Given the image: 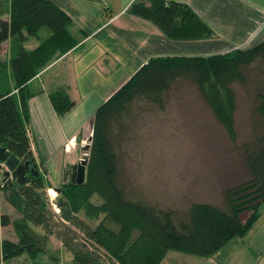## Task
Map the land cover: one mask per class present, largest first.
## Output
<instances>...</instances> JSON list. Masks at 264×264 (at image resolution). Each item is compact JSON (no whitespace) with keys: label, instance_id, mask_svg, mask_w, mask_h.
I'll return each mask as SVG.
<instances>
[{"label":"trees","instance_id":"16d2710c","mask_svg":"<svg viewBox=\"0 0 264 264\" xmlns=\"http://www.w3.org/2000/svg\"><path fill=\"white\" fill-rule=\"evenodd\" d=\"M131 10L169 39L212 36L189 7L175 1L152 0L148 7L133 5ZM71 27L70 19L49 0H0V148L19 160L36 164L26 127L27 82L77 43ZM42 28L50 35L27 49V39L38 38ZM8 40L7 61L1 45ZM8 69L17 96L8 84ZM183 82L196 86L232 142L237 138L235 85L253 88L251 112L258 118L253 120L254 133L260 131L240 148L249 176L223 191L224 204L192 202L180 213L132 193L122 178L120 147L138 102L163 110L169 93ZM49 98L59 116L74 106L63 88L50 92ZM86 151L84 181L61 184L56 196L74 211L68 223L52 207L46 171L37 164L23 184L0 181L6 200L20 214L14 220L0 214V224H10L16 237L0 241V264L21 255L36 264L39 255L50 252L51 237L71 254L70 264H159L171 250L211 256L244 235L264 206V40L222 54L150 58L96 109Z\"/></svg>","mask_w":264,"mask_h":264},{"label":"crops","instance_id":"0c3cea01","mask_svg":"<svg viewBox=\"0 0 264 264\" xmlns=\"http://www.w3.org/2000/svg\"><path fill=\"white\" fill-rule=\"evenodd\" d=\"M49 1L70 19L77 41L27 82L30 146L38 169L46 171L51 191L66 180L72 166L86 153L96 109L150 58L217 54L246 49L264 40V0H165L189 7L212 33L208 39L179 40L166 38L131 10L133 5L148 7L152 0ZM42 30L38 38L27 39V49L50 35ZM8 46L9 40L1 45L7 61ZM8 84L17 96L9 69ZM61 88L74 106L59 116L49 93ZM1 203L8 210L2 212L0 205V214L10 216L12 212L15 219L20 216L15 208H8L2 190ZM6 226L0 224V231ZM159 264H264V206L244 235L233 237L211 256L169 251Z\"/></svg>","mask_w":264,"mask_h":264},{"label":"rangeland","instance_id":"374dc122","mask_svg":"<svg viewBox=\"0 0 264 264\" xmlns=\"http://www.w3.org/2000/svg\"><path fill=\"white\" fill-rule=\"evenodd\" d=\"M2 52L1 47L3 57ZM235 89V142L215 120L191 82L176 85L169 93L163 110L138 102V107L133 108L134 120L130 122V130L120 147L122 178L135 196L180 213L185 212L192 202H209L219 207L224 204L223 191L249 176L240 148L260 131L254 133L253 120L258 118L251 112L253 88L235 85ZM46 192L56 211V192L49 188ZM92 200L98 202L95 197ZM0 205L2 212L8 210L3 208L4 203ZM8 206L15 210L12 205ZM9 215L10 219H15L12 212ZM2 238L15 239L10 224L1 229L0 240ZM54 256L56 259H53ZM70 262L71 254L55 237H51L50 252L36 259V264ZM1 264L34 263L26 255H21Z\"/></svg>","mask_w":264,"mask_h":264},{"label":"water","instance_id":"95a60500","mask_svg":"<svg viewBox=\"0 0 264 264\" xmlns=\"http://www.w3.org/2000/svg\"><path fill=\"white\" fill-rule=\"evenodd\" d=\"M87 148L88 144L85 146V149ZM86 163L87 158L85 153L84 156L71 168L70 175L72 180L74 176H76V179L73 180L76 184H81L84 181ZM35 167L36 164H33L30 161L19 160L14 155H8L3 147L0 148V175L3 180L23 184L29 180L28 172L33 173ZM53 190L56 194L60 193L59 187H55ZM56 212L66 223L70 222L75 215L71 209L70 203L62 197L57 198Z\"/></svg>","mask_w":264,"mask_h":264},{"label":"flooded vegetation","instance_id":"af4514ba","mask_svg":"<svg viewBox=\"0 0 264 264\" xmlns=\"http://www.w3.org/2000/svg\"><path fill=\"white\" fill-rule=\"evenodd\" d=\"M67 177H68V179H67ZM76 179V176H74V178H73V180H75ZM73 180H72V177H71V175L69 174L68 176H66V180L65 181H63L61 184H63V183H67V182H70V183H74V184H76L75 182H73ZM60 184V185H61ZM59 187V186H58ZM60 188V187H59ZM61 190V189H60Z\"/></svg>","mask_w":264,"mask_h":264},{"label":"bare ground","instance_id":"6f19581e","mask_svg":"<svg viewBox=\"0 0 264 264\" xmlns=\"http://www.w3.org/2000/svg\"><path fill=\"white\" fill-rule=\"evenodd\" d=\"M54 191V190H53ZM55 192V191H54Z\"/></svg>","mask_w":264,"mask_h":264}]
</instances>
